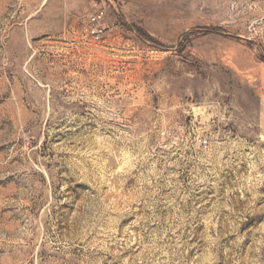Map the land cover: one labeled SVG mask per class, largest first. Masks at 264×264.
Returning <instances> with one entry per match:
<instances>
[{
	"label": "rangeland",
	"instance_id": "rangeland-1",
	"mask_svg": "<svg viewBox=\"0 0 264 264\" xmlns=\"http://www.w3.org/2000/svg\"><path fill=\"white\" fill-rule=\"evenodd\" d=\"M0 264H264V0H0Z\"/></svg>",
	"mask_w": 264,
	"mask_h": 264
},
{
	"label": "built area",
	"instance_id": "built-area-1",
	"mask_svg": "<svg viewBox=\"0 0 264 264\" xmlns=\"http://www.w3.org/2000/svg\"><path fill=\"white\" fill-rule=\"evenodd\" d=\"M102 17H103V11L101 10L95 12L89 17V26L87 27V31L94 40L99 39L98 24L100 20L102 19Z\"/></svg>",
	"mask_w": 264,
	"mask_h": 264
}]
</instances>
